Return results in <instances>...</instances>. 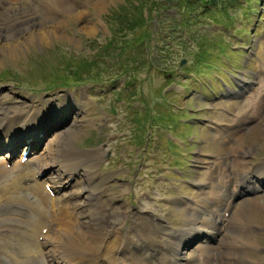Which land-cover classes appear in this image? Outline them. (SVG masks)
Instances as JSON below:
<instances>
[{
	"label": "rangeland",
	"instance_id": "1",
	"mask_svg": "<svg viewBox=\"0 0 264 264\" xmlns=\"http://www.w3.org/2000/svg\"><path fill=\"white\" fill-rule=\"evenodd\" d=\"M14 1L0 0V109H10L18 118L19 112L26 113L30 121L25 127L31 121H43L42 157L54 139L57 142L50 146L57 150L77 156L96 153L99 159L87 165L88 178L103 189L99 206L110 217L106 224L112 228L125 222L127 229L133 218L150 217L167 227L163 219L155 220L153 212L168 217L170 230L194 214L192 208H202L199 201L208 187L227 181L236 160L251 161L250 167L261 174L256 183H250L257 189L250 185L238 197L231 190L233 185L225 184L218 193L224 191V199L233 206L244 198H257L251 203L255 214L244 217L255 228L245 237L253 248L246 249L239 264H264V0H63L60 10L48 0H17L20 12L30 8L29 13L38 19L31 32L23 31L16 19L21 18L19 14L9 16ZM141 2L142 14H149L142 28L117 27L118 14L128 12L136 17ZM174 20L179 22L175 28ZM52 24L55 31L49 33ZM143 27L151 38L146 49L149 56L139 52L143 45L136 48L134 42L126 41L141 36ZM118 29L129 32L120 35ZM196 32L221 47L211 43L202 58L198 45L205 38L192 35ZM114 38L118 45L107 46ZM11 39L17 40V48L3 46ZM124 49H131L127 58ZM97 53L107 56L103 59ZM72 66H78L79 76L69 73ZM47 105L60 112L48 114ZM6 122L0 119V129L9 130ZM222 123L224 129L216 132L213 127ZM5 150L0 151V169L7 170L5 174L0 171V191L15 183L20 174H33L39 164L22 162L20 155L4 162ZM82 170L64 176L70 181L65 180L67 186L55 195L77 191L84 184ZM49 174L46 168L33 176L43 185ZM252 191L256 196L250 195ZM183 196L193 197L194 203ZM82 199L71 197L73 202ZM5 200L0 201V264H29L31 248L40 252L39 264H46V247L52 248L55 242L47 239L44 250L42 227L29 232L18 215L4 212ZM204 204L209 208L205 214L212 217L216 204ZM25 233L32 235V244L37 243L30 249ZM201 236L185 252L196 248ZM96 237L88 234L82 243L92 245ZM208 247L214 249L216 243Z\"/></svg>",
	"mask_w": 264,
	"mask_h": 264
},
{
	"label": "bare ground",
	"instance_id": "2",
	"mask_svg": "<svg viewBox=\"0 0 264 264\" xmlns=\"http://www.w3.org/2000/svg\"><path fill=\"white\" fill-rule=\"evenodd\" d=\"M16 1H14L11 6L9 16L15 15L14 13L19 14L21 18L15 16L16 19L20 21L23 31L31 32L33 30V25L35 26L38 24V19L35 15L32 16V14L29 13L30 8L24 7V11L20 12L21 7L18 1ZM48 1H50L51 6L58 7L59 10V7L63 6V0ZM37 9L39 10V8H34L33 10L36 12ZM59 15L63 16L64 12L59 13ZM52 21L56 22L55 20ZM55 27V24H52V29L49 30V33L55 31ZM17 43V40L11 39L3 46L5 48H11L12 46L13 48H17ZM183 62L184 61H182V63ZM239 79L241 81H247L242 77ZM65 108L66 106H63V111ZM50 111L54 116H56V111L57 113L60 112L59 109L55 111L52 108H48L47 105L46 112L49 114L51 113ZM67 111L74 112L70 107H67ZM37 112L38 111H35V114ZM40 112L42 111L40 110L38 113ZM27 116L26 113L21 111L19 112L18 118L17 115L12 116L10 109H0V119L1 121H7L6 123L9 129H0V139L2 140L0 141V151L2 147L6 146L10 147L8 149H16V144L19 145L20 142L26 141L25 143L28 146L25 145L24 148L32 152L35 147L33 142L29 141V135H35L41 132L42 135H38V139L42 141V139L45 138L46 133L40 127L44 125L43 121H31V124L25 127L30 121ZM23 118H25V120H22ZM17 125L20 129H14ZM74 129L78 128L75 127ZM75 131L76 130H74L73 133ZM69 133H71V131ZM26 134L29 135L24 138ZM15 137H18V139L13 140ZM4 138L5 141H3ZM54 142H57L56 139L49 142L47 146L50 148L49 150L47 149L41 161L40 156H38L32 160L30 158L28 163L31 164L34 161L37 163L39 161L37 169L46 166L51 168L49 174L51 176L47 177V179L50 181V190L57 193L62 187H66L67 183L70 181L63 177H70L81 169H83L82 171L84 173V184L80 186L77 191L59 193L58 197L52 199L50 197L51 191H47L45 187H41V183L34 180L33 174H26L19 176L16 185H13V187H22L25 191H30L33 196L22 191L20 194L7 196L4 201L6 204V211L4 212L18 215L20 221H23V226H26L29 232L36 231L38 227L46 229L44 235H40L41 239H46L42 243V246L48 242L47 239H53L55 242L53 247H46L47 251L44 257L46 264H50V261L54 264H239L240 261H242L241 256L246 253V249L253 248L245 237L254 233L255 228L254 225L248 222L249 220H246L244 217L255 214V208L251 206V203L255 202L257 198H244L240 203L234 206L227 204V200L224 199V191L220 193H218V191L219 189H223L225 184H228V186L231 185V179L222 182L221 184H223V186L220 183H218L219 186L210 185L207 190L208 193L199 201L202 205L201 209L203 213L200 212L201 209L192 208L194 214H200L194 216L192 213L181 226L177 227V229L173 228V230H170L171 224L166 215L165 218L161 216L158 217L148 209L145 210H148L157 217L155 220L158 221L159 219H163L167 227L154 222L150 217H135L130 221V224H128L129 226H126L127 229L123 228L125 222L123 225L110 228L109 225L106 224V218L110 217L104 216L105 210L99 206V198L103 193V189L93 185V181L88 178V167L94 165L93 163L99 159V156L96 153L77 156V154L74 153L57 150L51 147ZM236 154L238 155V153ZM236 161L234 165L232 164V166H234L233 168H244V171H242L234 184L237 196L239 197L242 193L243 195L246 193L245 190L249 189L250 185L253 186V190L257 189L256 185L250 183H254L255 178L258 179L261 174H258L259 171L256 168L250 167L252 165L251 161ZM14 167L15 166H13V168ZM0 171L4 173L7 170L0 169ZM65 180L68 182H65ZM47 183L48 181L46 180L44 184ZM29 195L31 197H29ZM71 197H83V199L80 202H73L71 201ZM204 202L216 204L217 209L211 211V213L213 212L212 217L210 214H205L209 212V208H207ZM141 206H143V204H141ZM221 209H223V212L220 219L219 211ZM226 211H228L227 214H225ZM180 213L181 210L179 209L176 215L179 216ZM31 219H33L32 222ZM125 221L127 220L125 219ZM195 226H197V228L194 231ZM107 230H109V232ZM136 230L139 232V235H134ZM101 233H104V238L102 236L101 240H99ZM39 234H42L41 230ZM88 234L97 236L92 245L82 243L84 237ZM200 235H202L200 237L201 239H199L201 243L192 251L185 252V248H189L193 242L197 241L195 237L197 238ZM106 237H108L107 241H105ZM24 238L26 240L25 244L28 245V249L37 244H32L33 238L30 233H25ZM168 238L171 239V241ZM181 242L183 243L181 244ZM215 243L216 247L214 249L213 247H208L209 244ZM31 249L32 251L28 252V256L32 258L29 260V264H39L40 258L36 257H39L38 255H40V252H37L35 248Z\"/></svg>",
	"mask_w": 264,
	"mask_h": 264
},
{
	"label": "trees",
	"instance_id": "3",
	"mask_svg": "<svg viewBox=\"0 0 264 264\" xmlns=\"http://www.w3.org/2000/svg\"><path fill=\"white\" fill-rule=\"evenodd\" d=\"M190 1V0H189ZM207 1H209V2H211V3H214L215 1L217 2L218 0H206L205 2H207ZM139 12H138V14H137V16L135 17V16H131V14L130 13H128V12H123V13H121V14H118V15H120V17L117 19V22H116V26L117 27H122L123 25H127V27H131V28H129V30L130 29H134V28H137V27H141L142 28V26H143V24L145 23V22H147V19H148V17H149V14H142V10H143V5H142V2H141V4L139 5ZM225 15H227L228 16V14L227 13H225ZM142 22H144L143 24H142ZM174 22H175V24H174V28L176 27V25H179V22L178 21H176V20H174ZM164 24L162 23L161 24V26H163ZM168 26V25H167ZM182 27V26H181ZM119 30V32H120V35L121 34H124V33H128L129 31H125V29H123V30H120V29H118ZM124 31V32H123ZM118 32V33H119ZM197 33V32H196ZM119 35V36H120ZM192 35H194L195 37H197V36H199V33H197V34H195V33H192ZM122 38H124L125 39V36H123ZM148 38V39H147ZM199 39H204L203 37H198ZM207 39H208V41H207ZM142 40H144L143 42H142ZM195 40H196V38H195ZM209 40H211V38H205L199 45H198V50H199V54L201 55V57L202 58H204L205 56H206V49H207V47L208 46H210V44H211V46L212 47H217V45H219L220 47H221V44L219 43V42H217L216 40L214 41V40H212L211 42L209 41ZM126 41H131L132 42V44H133V42L135 43V46H136V48H138V46L139 47H141L142 45L144 46V47H141L140 49H138L139 50V52L141 53V54H148V56H149V54L150 53H147V48H148V45H149V43L151 42V38H149V33L145 30V27H143V34H141V36L140 35H138V36H136V37H133V38H127L126 39ZM206 41L207 42H209V43H206ZM140 42H142V44L141 45H139V43ZM196 42H197V40H196ZM209 44V45H208ZM118 45V42H117V40L114 38L112 41H110L109 42V40H108V43H107V46H109V47H115V46H117ZM144 48V49H143ZM131 49H133V48H131ZM131 49L130 50H127L126 51V49H124L125 51L123 52L124 53V57L125 58H127L129 55H131ZM160 50H162L163 49V47H160L159 48ZM105 50H106V48H105ZM123 50V49H122ZM122 50H121V52H122ZM146 51V52H145ZM106 52H107V50H106ZM97 56H99V57H101V58H105V56H107V54H101V53H97ZM92 63H94V62H90V64H92ZM119 67H120V64H119ZM98 68V67H97ZM68 70H69V73H72L74 76H76V75H80L81 73L80 72H78V66H72V67H70V68H68ZM81 70H87V69H83L82 67H81ZM101 72H107V71H102V70H100ZM75 79H78V78H75ZM82 80V79H81ZM81 80H79V81H81Z\"/></svg>",
	"mask_w": 264,
	"mask_h": 264
}]
</instances>
